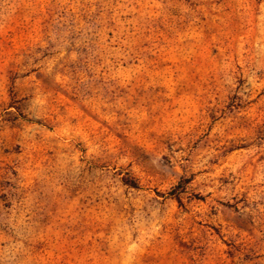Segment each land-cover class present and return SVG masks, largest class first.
<instances>
[{
	"label": "rangeland",
	"instance_id": "1",
	"mask_svg": "<svg viewBox=\"0 0 264 264\" xmlns=\"http://www.w3.org/2000/svg\"><path fill=\"white\" fill-rule=\"evenodd\" d=\"M0 264H264V0H0Z\"/></svg>",
	"mask_w": 264,
	"mask_h": 264
},
{
	"label": "trees",
	"instance_id": "2",
	"mask_svg": "<svg viewBox=\"0 0 264 264\" xmlns=\"http://www.w3.org/2000/svg\"><path fill=\"white\" fill-rule=\"evenodd\" d=\"M129 182H131L130 184H134V183H132V181H129ZM127 184H129V183H127ZM170 194H173V193H170ZM174 198H175V200L178 201V196L177 195H174Z\"/></svg>",
	"mask_w": 264,
	"mask_h": 264
}]
</instances>
